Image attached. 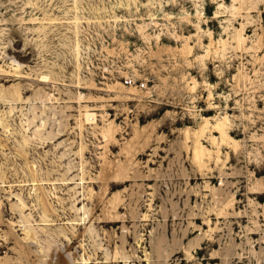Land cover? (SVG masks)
Segmentation results:
<instances>
[{"label":"rangeland","instance_id":"rangeland-1","mask_svg":"<svg viewBox=\"0 0 264 264\" xmlns=\"http://www.w3.org/2000/svg\"><path fill=\"white\" fill-rule=\"evenodd\" d=\"M3 92L0 264H264V0H0Z\"/></svg>","mask_w":264,"mask_h":264},{"label":"bare ground","instance_id":"bare-ground-1","mask_svg":"<svg viewBox=\"0 0 264 264\" xmlns=\"http://www.w3.org/2000/svg\"><path fill=\"white\" fill-rule=\"evenodd\" d=\"M238 42L239 41H243V38L241 37V35H239L236 39ZM13 65H16L17 67H21V65L17 62H15L14 60L12 61ZM14 77H22V76H18V75H13ZM19 99V96H15L6 92H3V94H0V101L1 102H5L7 101L10 105L13 104V102L17 101ZM211 108H208L207 110H210ZM13 110V108L10 110V112ZM86 120H91L93 121L94 116L93 114L90 113H86ZM37 118V119H36ZM33 119L35 122L38 121V114H35L33 116ZM227 118L226 116H223L220 120L214 122V124L212 125V132H216L219 133V139L216 141L215 137L211 136V141L213 143H216V146H219V144H224L225 146L228 145V147H232L234 144V139L230 136L233 134V129H230L229 131H227V122H226ZM31 119H27L26 121V126H29L31 123ZM87 123V122H86ZM208 125V121L207 119L204 122V125L199 128V130L197 132H195V140L193 143V153H192V160L195 162V164H197L198 166H205V162L203 157L205 155H207L209 152L203 147L202 143L200 142V137H202V134L205 130V128ZM26 126L24 127V130L22 131V133L26 132ZM46 127V124L44 121H41L40 124H38V126L34 129L33 131V135L36 136L38 135L40 132H42ZM186 131V130H185ZM55 135V134H54ZM187 135V134H186ZM40 140H43V138L39 137ZM25 140H28V136L25 137ZM231 144V146H230ZM218 152V150H217ZM231 156V155H230ZM121 173H117V176L114 175V179L112 180V183L114 184H118L121 183L123 180H127L126 178L123 179H118ZM118 177V178H117ZM123 177V176H122ZM253 192H256L257 194H259V196L257 197H263V191H257L256 188L253 189ZM191 256V255H190ZM238 258V257H237ZM82 263H85L84 258L82 259Z\"/></svg>","mask_w":264,"mask_h":264}]
</instances>
